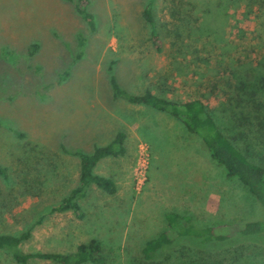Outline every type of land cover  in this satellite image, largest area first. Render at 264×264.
Returning a JSON list of instances; mask_svg holds the SVG:
<instances>
[{
	"label": "rangeland",
	"instance_id": "1",
	"mask_svg": "<svg viewBox=\"0 0 264 264\" xmlns=\"http://www.w3.org/2000/svg\"><path fill=\"white\" fill-rule=\"evenodd\" d=\"M77 1L0 0V165L8 172V179L0 176V235L39 223L24 253L69 254L96 239L106 264H155L143 249L170 229V213L192 216L200 228L238 230L259 219L257 199L227 177L197 136L173 142L165 120L145 115L140 141L131 137L114 116L140 111L113 98L109 67L115 62L114 75L131 94L149 87L168 99L203 98L220 117L230 68L262 69L264 12L248 14L249 0H88L93 33ZM151 2L162 53L143 17ZM120 132L129 134L127 154L101 160L94 171L112 179L117 192L89 189L85 220L53 213L79 185L75 153L91 154ZM206 253L220 260L242 253L241 264H264V238L239 237ZM170 254L158 260L172 264ZM0 264L17 263L4 253Z\"/></svg>",
	"mask_w": 264,
	"mask_h": 264
},
{
	"label": "trees",
	"instance_id": "2",
	"mask_svg": "<svg viewBox=\"0 0 264 264\" xmlns=\"http://www.w3.org/2000/svg\"><path fill=\"white\" fill-rule=\"evenodd\" d=\"M153 3L144 10L143 17L150 29L153 48L162 53L164 45L157 27ZM88 5V0H78L76 8L90 31L95 33L97 23L94 15L88 12ZM247 5L250 8L247 10L248 14L251 11L264 12V0H249ZM38 47L37 44L32 46V55ZM260 65V70L248 64L230 68V91L221 99L222 116L219 117L215 113L217 110L211 108L203 98L189 101L168 99L149 87L142 94L129 93L114 75L115 62H111L110 84L115 100L122 99L130 105L144 107L147 112L151 109L154 114H165L182 124L188 134L203 141L210 156L224 168L227 177L238 180L257 199L261 210L259 219L243 223L238 230L228 226L200 228L193 223L192 216L170 213V229L147 243L143 249L145 260L163 264L158 259L170 252V260L176 257L172 264H239L247 258L246 255L233 254L228 259L220 260L214 258V255H207L206 251L214 245H223L239 237L244 241L264 238V59L260 61ZM17 135L19 138L24 137L21 133ZM125 140L126 134L120 132L112 143L95 148L91 154L76 152L75 155L80 158L79 185L52 212L73 213L79 220H85L86 213L82 203L89 189L98 187L110 195L115 194L118 190L116 183L94 171L101 160L124 156ZM258 148L260 151L256 150ZM0 176L8 179L7 169L1 165ZM38 224L20 235L1 234L0 256L8 254L17 264H30L32 260L57 264H106L102 244L96 239L81 243L74 253L69 254L24 253L21 246L31 238Z\"/></svg>",
	"mask_w": 264,
	"mask_h": 264
},
{
	"label": "crops",
	"instance_id": "3",
	"mask_svg": "<svg viewBox=\"0 0 264 264\" xmlns=\"http://www.w3.org/2000/svg\"><path fill=\"white\" fill-rule=\"evenodd\" d=\"M127 105L129 106V108H133V109H135L138 112L140 111V115L139 116L131 117V115L127 116L125 113L116 112L114 118L116 119V121L120 125H125L126 126L127 130H129V132L131 133V137L133 139H135L136 141H140V134H139L138 130L141 128V124L140 123L144 120L143 117H145V115L146 116L147 115H151L153 118L156 117V120H158L159 117H161L160 118L161 120H165V126L166 127H163V128L168 132V134H170L169 136L173 140V142L174 141H176V142L177 141H180L182 138L183 139H186V137L188 135V132L186 131V129L184 128V126L182 124H180L179 122H177L173 118H171V117H169V116H167L165 114H161V113L154 114L152 112H149L151 114H148V112H146L147 111L146 108H144V107H141V106H133V105H130L128 103H127ZM181 129H182V131H181ZM128 139H129V134L127 133L126 134V140H125L126 154L128 152L127 151V140ZM174 152H178V154L180 155L182 151H176V150H174ZM185 152L186 151H184V153ZM188 153H186V154H188ZM175 156L178 157L177 155H175ZM121 157H123V156H121ZM116 158H118V157H116ZM186 162H187V159H185V163ZM182 165L184 166L183 162H182Z\"/></svg>",
	"mask_w": 264,
	"mask_h": 264
}]
</instances>
